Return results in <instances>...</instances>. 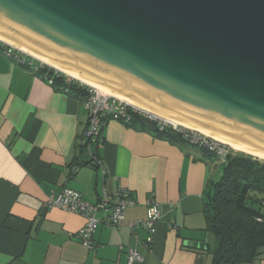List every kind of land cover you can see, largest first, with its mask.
I'll list each match as a JSON object with an SVG mask.
<instances>
[{
    "label": "crops",
    "instance_id": "obj_1",
    "mask_svg": "<svg viewBox=\"0 0 264 264\" xmlns=\"http://www.w3.org/2000/svg\"><path fill=\"white\" fill-rule=\"evenodd\" d=\"M88 120L83 101L48 86L28 67L0 51V264H210L213 247L205 230L204 194L214 163L202 150L176 144L139 126L107 122L93 149L94 165L81 147ZM69 188L95 203L118 188L132 193L136 206L127 223L147 216L154 199L161 209L150 248L142 230L100 226L94 248L74 237L86 223L76 214L45 210L48 197ZM122 247V250L119 248ZM252 264H264V255Z\"/></svg>",
    "mask_w": 264,
    "mask_h": 264
},
{
    "label": "water",
    "instance_id": "obj_2",
    "mask_svg": "<svg viewBox=\"0 0 264 264\" xmlns=\"http://www.w3.org/2000/svg\"><path fill=\"white\" fill-rule=\"evenodd\" d=\"M0 42L264 158V0H0Z\"/></svg>",
    "mask_w": 264,
    "mask_h": 264
},
{
    "label": "built area",
    "instance_id": "obj_3",
    "mask_svg": "<svg viewBox=\"0 0 264 264\" xmlns=\"http://www.w3.org/2000/svg\"><path fill=\"white\" fill-rule=\"evenodd\" d=\"M0 51L6 59L26 66L34 74H38L48 86H54V78L64 76L67 83L75 81L85 89L83 108L87 116L88 127L84 132L81 147L86 150L94 165H100L99 160L93 154V149L101 142V133L106 123L115 121L123 125H129L131 118L135 115L139 116L146 124H153V127L158 132H164L168 129L179 132L189 146L214 154L219 160L225 159L229 151L232 150L229 146L199 132L164 120L115 96L84 84L2 42H0ZM45 68L52 70L53 73H46ZM64 92L66 93L67 90ZM146 205L148 211L144 219L127 223L125 221V211L136 206V201L129 190L118 188L111 198L103 192L98 201L89 203L77 191L63 188L49 196L43 207L45 210L59 209L82 216L86 223L76 232L74 237L82 246L91 250L94 248L93 236L100 226L116 229L128 228L132 233L140 229L146 233V238L142 241V244L146 248H150L156 233V223L161 219V209L158 202L154 199L149 200ZM119 250H122V247ZM126 256L127 264L141 263L143 261L141 255L132 249L127 250Z\"/></svg>",
    "mask_w": 264,
    "mask_h": 264
},
{
    "label": "trees",
    "instance_id": "obj_4",
    "mask_svg": "<svg viewBox=\"0 0 264 264\" xmlns=\"http://www.w3.org/2000/svg\"><path fill=\"white\" fill-rule=\"evenodd\" d=\"M54 80L57 91L84 101L85 89L80 84L67 83L64 76ZM127 126H139L172 143L189 146L179 132H158L137 115ZM202 151L211 157L214 171L222 170L218 181H208L204 194L205 230L213 240L210 264H252L264 255V198H259L264 196V162L232 150L223 160Z\"/></svg>",
    "mask_w": 264,
    "mask_h": 264
},
{
    "label": "bare ground",
    "instance_id": "obj_5",
    "mask_svg": "<svg viewBox=\"0 0 264 264\" xmlns=\"http://www.w3.org/2000/svg\"><path fill=\"white\" fill-rule=\"evenodd\" d=\"M19 49H20V48H19ZM21 50H22V49H21ZM22 51H24V50H22ZM25 52H26V51H25ZM27 53H28V52H27ZM28 54H30V53H28ZM30 55L33 56L34 58H36L37 60H39V61L45 63L46 65H48V66H50V67H52V68H54V69H56V70H58V71H60V72H62V73H64V74H66V75H68V76H70V77H72V78H74V79H76V80H78V81H80V82H82V83H84V84L90 85V86H92V87H94V88H97L98 90H100V91H102V92H104V93H108V94H110V95H112V96H115L116 98L120 99V98H119L118 96H116L114 93H110V92H108V91H106V90H103V89L98 88V87H96V86H94V85H91V84H89V83H87V82H85V81L79 79L76 75H73V74H71V73H69V72H67V71H64V70H62V69H60V68H58V67H56V66H54V65H52V64H50V63H48V62H45V61L39 59L38 57H36V56H34V55H32V54H30ZM120 100H122V99H120ZM123 101H125V100H123ZM125 102H127V101H125ZM127 103H128V102H127ZM129 104H130V103H129ZM131 105H133V104H131ZM134 106H135V105H134ZM170 121H171V120H170ZM172 122H173V121H172ZM173 123H175V122H173ZM175 124H177V123H175ZM177 125H179V124H177ZM181 126H182V125H181ZM186 128H187V127H186ZM199 132H201V131H199ZM201 133L204 134V135H206V136H208V137H210V138H212V139H214V140H216V141H218V142H220V143H222V144H225V145L231 147V148H232L233 150H235V151H240L241 153L244 152V154L246 153V154H248V155H253V156H255V157H258V158L261 159V160H264L263 157L257 156V155H255V154L252 153V152H249V151H246V150L241 149V148H239V147H236V146H234V145H232V144H229V143H227V142H225V141H223V140H221V139H218V138H216V137H214V136H212V135H209V134H207V133H205V132H201Z\"/></svg>",
    "mask_w": 264,
    "mask_h": 264
},
{
    "label": "rangeland",
    "instance_id": "obj_6",
    "mask_svg": "<svg viewBox=\"0 0 264 264\" xmlns=\"http://www.w3.org/2000/svg\"><path fill=\"white\" fill-rule=\"evenodd\" d=\"M35 61V60H34ZM231 148V147H230ZM232 149V148H231ZM232 151L233 152H235V153H241L240 151H235V150H233L232 149ZM244 153V152H243ZM245 155H246V153H245ZM248 156V155H247ZM257 159V158H256ZM260 161H263L264 162V160H261V159H259ZM222 170L220 169V167H218L213 173H212V178H213V180L214 181H218L219 180V178H220V176H221V172ZM259 198H264V196H262V197H260L259 196ZM262 212H264V208H262Z\"/></svg>",
    "mask_w": 264,
    "mask_h": 264
}]
</instances>
